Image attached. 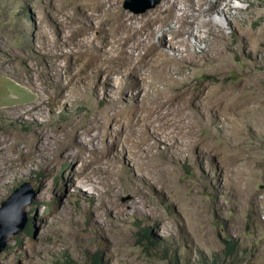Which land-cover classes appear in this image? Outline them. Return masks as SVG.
<instances>
[{"label":"rangeland","instance_id":"rangeland-1","mask_svg":"<svg viewBox=\"0 0 264 264\" xmlns=\"http://www.w3.org/2000/svg\"><path fill=\"white\" fill-rule=\"evenodd\" d=\"M125 1L0 0V207L35 191L0 264H264V0H213L180 35L199 0ZM151 44L166 80L137 65Z\"/></svg>","mask_w":264,"mask_h":264},{"label":"bare ground","instance_id":"bare-ground-1","mask_svg":"<svg viewBox=\"0 0 264 264\" xmlns=\"http://www.w3.org/2000/svg\"><path fill=\"white\" fill-rule=\"evenodd\" d=\"M179 1V0H178ZM191 1H195V0H191ZM220 2L224 1V0H219ZM239 1V0H238ZM199 2H201L203 5H207L208 7L204 8L203 5H201L202 7H199V9H195L194 5H192L190 7L191 11L189 10V12L187 13V10L183 9L184 13L186 14L185 16H183V19H181V24L182 26L180 27L179 29V35L180 34H183L184 32H186V28H189V30H191L193 33L194 31L197 32L198 28L196 29L194 27L198 17L202 16V15H211L212 12H217V14H222V13H227L225 11V9H220L219 10V2L217 1H213V0H199ZM233 2V0H229V3L227 2L226 5H225V8H230V5L231 3ZM199 3V4H201ZM176 4H177V0H164V8H162L160 11L162 13H165V12H168L171 10V8L174 6L176 7ZM231 9V8H230ZM159 11V10H158ZM172 11V10H171ZM132 18H130L131 20ZM200 19V18H199ZM154 21V20H153ZM215 23H218L217 21H210V22H202V24H212V25H216ZM219 24V23H218ZM124 30H126L125 32L127 33V37H125L124 39V42H125V45L130 42L132 40V38H136L137 39V36L140 35V30H138L137 28L134 27V24H131V25H128L126 24V21H124ZM230 25V24H229ZM132 32H134V35L133 37L130 35ZM189 32V31H188ZM154 33V32H153ZM138 43V47L139 46H142V42L139 40L136 41ZM124 46V45H123ZM149 47V50L150 51H159L158 52V55H155L154 58L152 57L151 59H148V58H140L138 59V63L137 65H141L143 64L144 66L146 65H149L151 63V61L153 60H156L159 58V63L157 62V65L153 67V77H155V71H158V70H161L160 72H157L159 73L156 77H155V80L157 79H162V80H166L169 78V75H168V70H165L166 69V63L169 61L168 57H167V54L165 51H160V48L158 46H154V45H150L148 46ZM244 47V46H243ZM149 52V51H148ZM127 60V59H126ZM155 63V61H154ZM169 63V62H168ZM153 64V63H152ZM140 67V66H139ZM168 67V66H167ZM147 69V68H145ZM156 73V74H157ZM150 76V75H149ZM151 78V77H150ZM159 81V80H158ZM154 82V81H153ZM152 82V83H153ZM156 82V81H155ZM46 99V98H45ZM43 96L41 95H37L36 96V99L33 103L31 104H28V105H25L24 109L22 108V110H18V109H13L15 112V115L16 116H19V117H23L25 118L26 116L27 117H30V118H34L36 119L37 117V114L41 113V106L45 104V102L43 100H45ZM19 108V107H18ZM13 112V111H12ZM39 125V124H38ZM76 127L75 125L72 127V131H75V128ZM41 130V129H40ZM40 132V131H39ZM38 133V131L36 132ZM7 150H5L4 146H3V143L0 142V164H2L0 166V179L4 176H8L10 175V170H12L14 168V164L13 165H10L8 166L6 164V158H1V156H4V154H6ZM5 161V162H4ZM3 162V163H1ZM5 165V167H4ZM3 182H0V185L2 184Z\"/></svg>","mask_w":264,"mask_h":264},{"label":"water","instance_id":"water-1","mask_svg":"<svg viewBox=\"0 0 264 264\" xmlns=\"http://www.w3.org/2000/svg\"><path fill=\"white\" fill-rule=\"evenodd\" d=\"M161 0H126L125 10L134 14H143L156 8ZM35 191L29 183L22 184L0 207V253H2L10 235L22 232L28 222L24 208L31 203Z\"/></svg>","mask_w":264,"mask_h":264},{"label":"trees","instance_id":"trees-1","mask_svg":"<svg viewBox=\"0 0 264 264\" xmlns=\"http://www.w3.org/2000/svg\"><path fill=\"white\" fill-rule=\"evenodd\" d=\"M141 237L143 238V241L150 240V236L147 230L142 231ZM236 248H237V244L234 241L232 240L225 241V254L228 258L233 256V253ZM93 264H101V261L99 259H95Z\"/></svg>","mask_w":264,"mask_h":264}]
</instances>
